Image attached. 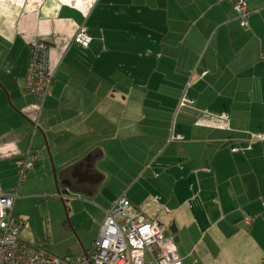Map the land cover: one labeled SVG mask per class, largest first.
I'll list each match as a JSON object with an SVG mask.
<instances>
[{"label": "crops", "instance_id": "1", "mask_svg": "<svg viewBox=\"0 0 264 264\" xmlns=\"http://www.w3.org/2000/svg\"><path fill=\"white\" fill-rule=\"evenodd\" d=\"M245 1L246 25L230 0H0V196L20 211L55 171L103 218L118 195L158 197L146 212L174 223L182 264H264V0ZM34 41L53 75L40 110L24 89Z\"/></svg>", "mask_w": 264, "mask_h": 264}, {"label": "built area", "instance_id": "2", "mask_svg": "<svg viewBox=\"0 0 264 264\" xmlns=\"http://www.w3.org/2000/svg\"><path fill=\"white\" fill-rule=\"evenodd\" d=\"M241 25L247 24V6L244 0H230ZM91 38L80 27L73 37V43L87 47ZM49 47L34 41L30 45L29 62L24 80V89L37 99L40 110L50 93L53 75L48 68ZM191 104L183 98L182 105ZM38 115L34 121L37 125ZM255 138L264 140L263 135ZM38 152L28 150L15 163L20 179L32 170ZM15 192L0 196V264H182L177 256L174 236L168 226L153 220L147 214L148 208L158 204V197L151 199L143 208H133L124 196L119 197L104 211V219L89 253L78 256L56 257L42 250L32 248L21 240L25 221L13 214ZM166 213L168 210L163 209ZM253 217L244 218L250 224Z\"/></svg>", "mask_w": 264, "mask_h": 264}, {"label": "rangeland", "instance_id": "3", "mask_svg": "<svg viewBox=\"0 0 264 264\" xmlns=\"http://www.w3.org/2000/svg\"><path fill=\"white\" fill-rule=\"evenodd\" d=\"M35 191L38 189L35 188ZM33 192L34 187H30V193ZM121 196L124 195H118V198ZM88 198L84 193L71 188L67 195L60 198L54 186V191L40 200L33 198L23 200L19 205L20 211H13V214L27 224L21 232V239L28 246L44 250L51 255L59 257L78 255L82 249V242L92 240L93 234L104 219L101 214V208L104 206L95 204L98 203L97 198H90L89 206L85 204ZM153 198L150 197L148 200ZM70 206L77 212L74 217L71 216ZM74 224L77 226L76 229L73 228Z\"/></svg>", "mask_w": 264, "mask_h": 264}, {"label": "water", "instance_id": "4", "mask_svg": "<svg viewBox=\"0 0 264 264\" xmlns=\"http://www.w3.org/2000/svg\"><path fill=\"white\" fill-rule=\"evenodd\" d=\"M53 173V180H54V186H55V190H56V194L58 196H60V198L62 197V195H67L68 194V190L70 189V185L68 183H64L58 174H56L55 171H52ZM59 187H62L63 189H59ZM169 232L170 234H172L174 237V242L175 244H178V238L176 236V228L174 223H172L169 226Z\"/></svg>", "mask_w": 264, "mask_h": 264}, {"label": "trees", "instance_id": "5", "mask_svg": "<svg viewBox=\"0 0 264 264\" xmlns=\"http://www.w3.org/2000/svg\"><path fill=\"white\" fill-rule=\"evenodd\" d=\"M244 2H245V4H246V6H247V3H246V1L244 0ZM232 9H233V4H232ZM233 11H234V9H233ZM247 12H248V19H247V23L249 22V17H250V15H251V11L248 9V6H247ZM235 13V12H234ZM235 15H236V13H235ZM236 17H237V15H236ZM238 20V19H237ZM239 21V20H238ZM241 24V23H240ZM27 71V70H26ZM231 151H235V150H232L231 149ZM207 171H210V169H207Z\"/></svg>", "mask_w": 264, "mask_h": 264}, {"label": "clouds", "instance_id": "6", "mask_svg": "<svg viewBox=\"0 0 264 264\" xmlns=\"http://www.w3.org/2000/svg\"><path fill=\"white\" fill-rule=\"evenodd\" d=\"M168 229H169V226H168Z\"/></svg>", "mask_w": 264, "mask_h": 264}]
</instances>
